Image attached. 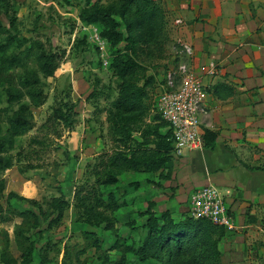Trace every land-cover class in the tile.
Masks as SVG:
<instances>
[{
    "label": "rangeland",
    "instance_id": "1",
    "mask_svg": "<svg viewBox=\"0 0 264 264\" xmlns=\"http://www.w3.org/2000/svg\"><path fill=\"white\" fill-rule=\"evenodd\" d=\"M11 1L16 11H11V17L3 11L0 22L9 29L11 18H15L13 30L18 39L11 45L8 55L19 54L22 63L13 68H4L0 63V144L4 139L8 140L7 120L19 108L17 104L9 105L8 91L20 90V80L31 71L41 77L39 89L46 101L41 107L32 108L31 128L15 137L13 143L6 142L4 150L0 151L3 162L10 160L13 165L7 171L0 169V184L3 186L0 207H7L10 193L26 198L24 201L12 200L14 207L22 208H31L29 200L42 203L64 194L70 206L63 221L49 230L46 225L42 227L47 233L38 248H46L42 253L48 259L59 264H117L125 258L128 260L125 264H139L127 248L140 247L146 238L147 231L142 226L147 222L144 213L149 205L154 204L157 214L171 211L172 217L174 215L173 218L179 221L190 216L191 203L181 209L173 206L174 188L164 191L163 179L158 172H125L117 185L109 188L97 186L104 195L109 190L117 192V197L125 203L111 215L113 227L105 230L106 224L96 227L83 224L82 211L75 208V192L76 188L83 186L87 189L94 183L95 168L101 167L99 158L116 150L108 133V111L118 97L120 84L110 68L115 51L120 49L132 56L143 68L145 76L154 79L147 101L150 110L146 119L153 124L156 104L166 89L170 68L175 64L171 62L168 30L160 42L142 44L134 51L126 49V43L117 49L107 44L101 50L90 39L94 33L93 26L87 28L80 16L95 2L109 4L115 0ZM157 2L162 4L161 0ZM3 38L0 35V40ZM179 47L178 44L177 51ZM26 48H33L34 54L51 51L57 56L58 69L54 77L45 78L39 72L34 56L25 58ZM91 94L95 95L89 98ZM70 99L76 103L78 121L69 132L62 125L48 122V118L61 102ZM22 103L29 105L30 101L25 97ZM218 190L225 196L223 190ZM21 224L22 219L16 216L7 223H0V251L5 237L9 236L11 252L17 259L20 253L14 232ZM85 231L94 232L95 236L92 239L86 237ZM95 240L99 241V247L92 245ZM115 244L120 249H112ZM35 264H39V260Z\"/></svg>",
    "mask_w": 264,
    "mask_h": 264
},
{
    "label": "trees",
    "instance_id": "2",
    "mask_svg": "<svg viewBox=\"0 0 264 264\" xmlns=\"http://www.w3.org/2000/svg\"><path fill=\"white\" fill-rule=\"evenodd\" d=\"M14 5L11 0H0V16L3 11L10 16L11 11H16ZM163 16V7L157 0H115L109 4L95 2L85 8L80 17L84 24L98 26L102 39L113 49L126 43L125 48L134 51L142 44L158 43L167 35ZM14 19L11 18L9 29L0 22V35L4 37L0 40V63L4 68L18 67L22 63L19 54L8 55L11 45L18 39L13 30ZM33 56L39 72L45 78L54 77L58 69L57 56L51 51L34 54L33 48H26L25 58ZM110 68L120 80L118 97L108 111V133L116 150L99 158L101 167L95 168L96 178L90 189L81 186L75 192V208L82 211L83 224L93 227L106 224L105 230L113 227L111 215L124 207L125 203L117 197V192L109 190L104 195L97 186L109 188L117 185L119 177L125 172L162 171L160 178L166 180L168 174H164L165 167L173 159L172 131L168 124L158 114L153 124L146 120L150 110L147 101L154 79L145 76L143 68L134 58L120 49L115 51ZM40 84L41 77L31 71L20 80V90L8 91L9 105L17 104L19 108L7 120L9 137L1 142V152L6 142L13 143L15 137L25 134L31 128L34 115L32 108H39L46 101L39 89ZM214 90L223 99L233 93L224 85H215ZM94 95L91 94L89 98ZM25 97L29 99V105L22 103ZM75 108L76 103L71 99L61 102L49 116L48 122L72 131L78 121ZM166 127L167 130H164ZM204 138L207 147H214V133L207 132ZM12 167L10 160L4 163L0 158L1 170L7 171ZM7 199V207H0V223L9 222L12 216L22 219V224L14 232L20 257L17 259L13 256L10 237L6 236L0 251V264H35L36 260H39V264H59L42 253L46 248L38 246L47 230L59 226L63 221L70 206L64 194L42 203L29 200L31 208L13 206L12 200L26 199L18 194L10 193ZM144 215L147 216V222L142 228L147 231L146 238L140 247L127 248L139 264H224L220 249L221 238L227 231L224 228L191 216L177 221L170 211L157 214L154 204L149 205ZM43 225L47 226V230L42 229ZM83 234L91 239L95 236L94 232L85 231ZM92 245L99 247V241L95 240ZM112 249H120V246L115 244ZM105 260L107 262L108 258ZM126 261L122 258L117 264H125Z\"/></svg>",
    "mask_w": 264,
    "mask_h": 264
},
{
    "label": "crops",
    "instance_id": "3",
    "mask_svg": "<svg viewBox=\"0 0 264 264\" xmlns=\"http://www.w3.org/2000/svg\"><path fill=\"white\" fill-rule=\"evenodd\" d=\"M161 1L175 63L170 71L186 60L177 45L188 44L193 57L187 61L208 87L204 147L167 163L164 191L174 188L172 205L180 208L198 188L223 190L238 230L224 232L222 262L264 264V0ZM215 85L233 93L220 98ZM207 132L215 134L212 148Z\"/></svg>",
    "mask_w": 264,
    "mask_h": 264
},
{
    "label": "built area",
    "instance_id": "4",
    "mask_svg": "<svg viewBox=\"0 0 264 264\" xmlns=\"http://www.w3.org/2000/svg\"><path fill=\"white\" fill-rule=\"evenodd\" d=\"M176 24L182 25L183 22L177 20ZM91 26L94 33L90 39L104 50L107 43L102 39L99 27L96 25L86 27L90 29ZM179 46L177 53L180 58L186 60L180 62L176 70L169 72L166 89L156 104V113L172 131L173 158H181L186 151L204 147L200 125L201 116L207 114L205 102L208 97V87L203 78L187 61L193 57L192 47L183 42H179ZM190 203L191 217L208 220L229 232L238 230L225 196L217 187L208 185L198 188L191 195Z\"/></svg>",
    "mask_w": 264,
    "mask_h": 264
}]
</instances>
